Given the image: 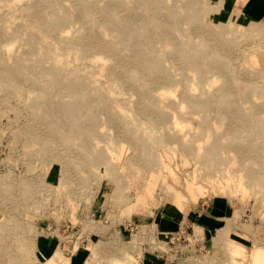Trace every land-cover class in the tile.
<instances>
[{
	"label": "rangeland",
	"instance_id": "obj_1",
	"mask_svg": "<svg viewBox=\"0 0 264 264\" xmlns=\"http://www.w3.org/2000/svg\"><path fill=\"white\" fill-rule=\"evenodd\" d=\"M158 255L264 264V0H0V264Z\"/></svg>",
	"mask_w": 264,
	"mask_h": 264
},
{
	"label": "built area",
	"instance_id": "obj_2",
	"mask_svg": "<svg viewBox=\"0 0 264 264\" xmlns=\"http://www.w3.org/2000/svg\"><path fill=\"white\" fill-rule=\"evenodd\" d=\"M183 230H185L186 231V227L184 226V225H182V224H179L178 225V228L174 231V234H172V236L170 237V240H169V244L170 243H173V239L174 238H176V239H178V238H180V236H181V232L183 231ZM177 233V235H175ZM193 236V235H192ZM196 240V239H195ZM169 250H171L172 248L170 247V245H169V248H168ZM158 258H159V260L158 261H156V262H154L153 264H167V261L168 260H170L167 256L166 257H164V256H162V255H158ZM172 264H179V262L178 261H173V260H171L170 261Z\"/></svg>",
	"mask_w": 264,
	"mask_h": 264
},
{
	"label": "crops",
	"instance_id": "obj_3",
	"mask_svg": "<svg viewBox=\"0 0 264 264\" xmlns=\"http://www.w3.org/2000/svg\"><path fill=\"white\" fill-rule=\"evenodd\" d=\"M176 222V221H175ZM182 222L183 221H178V223L177 224H175L176 225V227H175V229H174V231L178 228V225L179 224H182ZM153 258H154V256H153ZM158 258V256L156 257V259L154 260V261H152V263H154V262H156V261H158L159 259H157Z\"/></svg>",
	"mask_w": 264,
	"mask_h": 264
},
{
	"label": "bare ground",
	"instance_id": "obj_4",
	"mask_svg": "<svg viewBox=\"0 0 264 264\" xmlns=\"http://www.w3.org/2000/svg\"><path fill=\"white\" fill-rule=\"evenodd\" d=\"M241 46H242V45H241ZM241 46H240V47H241ZM257 46H258V45H257ZM260 46H261V44H260ZM244 47H245V46H244ZM261 47H262V49H263V46H261ZM254 48H255V47H254ZM240 49H243V50H240V51H242V52L245 51L244 48H242V47H241ZM247 50H248V49H247ZM240 51H239V52H240ZM248 52H249V51H248ZM241 54H242V53H241ZM148 184H149V183H148ZM149 186H151V184H150ZM149 189H150V188H149ZM149 189H148V190H149ZM148 190H144V191H148ZM195 192H196V190H195ZM145 193H148V192H145ZM192 194H193V193H191V196H192ZM143 196H144V195H143ZM193 197H194V196H193Z\"/></svg>",
	"mask_w": 264,
	"mask_h": 264
}]
</instances>
